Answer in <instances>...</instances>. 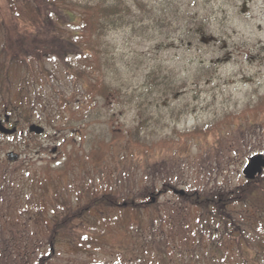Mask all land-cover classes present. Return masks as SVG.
I'll list each match as a JSON object with an SVG mask.
<instances>
[{
    "label": "rangeland",
    "instance_id": "obj_1",
    "mask_svg": "<svg viewBox=\"0 0 264 264\" xmlns=\"http://www.w3.org/2000/svg\"><path fill=\"white\" fill-rule=\"evenodd\" d=\"M141 1L161 14L168 0ZM170 1L174 4L166 6L167 10L172 12L176 9L177 13H173H190L203 17L211 29L207 35L217 38L203 42L201 37H197L196 41H191L190 38L181 36V31L160 36L157 30L154 31L155 37L149 39L144 35H136L130 28L110 33L117 65L133 84L141 86L147 68L157 62L185 77L187 83L180 90L176 101L165 103L162 106L164 108L161 107L159 116L165 126L154 141L155 151L145 154L137 146L130 150V146L124 141L121 143L123 148L119 143L113 146L105 162L97 164L91 160L97 157V153L90 152L89 143L77 147L84 159V163L78 165L77 172L85 173L86 177L78 180L65 172L63 181L60 179V182L64 185L65 196L73 203L68 209L69 213L79 214L81 218H73L66 231L59 234H64L67 238L58 243L57 256L51 264H89L92 260H113L115 255L111 248L101 243L91 244L81 237L83 234L101 232L106 233L109 238L123 236L127 222L132 218L128 210H117L113 205H110V209L105 206L102 210L100 206L106 203L98 207L93 204L90 214L81 213V209L89 204L85 202L84 196L79 195L82 193V186H90L92 190H96L100 187L109 189L112 185L115 192L121 190L120 196L128 192L139 196L146 188L150 189L147 193L150 195L153 192L152 182L156 183L153 189L155 194L165 182H171L172 187L183 189L186 193L196 188L211 192L232 190L246 180L241 171L247 159L259 152L264 153V0ZM36 2L42 5V0ZM129 2L135 12H143L136 0ZM9 8L8 0H0V18L3 21L1 37L8 55L23 56L21 50L26 53L29 51L34 60L37 53L32 49L35 46L43 48L44 52L60 51V44L52 40L55 37L52 26H45L42 31L29 29L20 32L19 26L23 27L24 22L15 18ZM46 9L47 7L43 8L44 11ZM50 13L54 20L58 17L55 11ZM145 22L149 23L148 20ZM150 25V31L154 30L153 25ZM70 27L74 28L73 25ZM224 45L232 58H226L227 52H221ZM50 59L61 63L55 53ZM201 63H213L215 68L196 80L193 73ZM48 65L55 68L53 62ZM80 65L81 68L86 66ZM46 69L48 70L47 67ZM48 71L53 73L50 74L51 81H37L36 86H31L30 90H37L42 94L43 107L37 105L27 110L25 103L18 102L17 82L22 79V73L18 74L16 67L12 66L9 70V77L13 82L10 94L2 93L0 83V119L4 120L6 113L11 112V106L20 109L18 113L11 112V121L7 124L10 128H16L17 132L0 135V170L5 169L11 174L8 179H26L28 172L32 177L39 174L35 179L40 178L48 165L60 167L64 162V147L67 144L71 141L80 142V136L74 135L70 129L59 130L62 124L59 98L50 96L55 93L56 97L65 95L77 109L80 106L77 100L87 101L86 89L93 75L82 74L73 78L64 73ZM29 81L31 85L32 77H29ZM117 104L114 101L112 108L117 107ZM169 106L176 108L174 115L170 113ZM81 117L79 115V119ZM116 119L125 123L129 130L137 126L138 111L134 105H118ZM33 123L43 126L44 132H31L29 126ZM9 151L20 154V158L8 161L6 156ZM30 158L36 164L28 168ZM155 162L157 165L154 170L151 166ZM115 167L122 174L118 182L115 180ZM130 194L127 197L131 198ZM183 196L185 194H176L172 190L151 195L149 198L150 201L154 198L153 205L143 207L139 212L135 211L134 216L148 232L154 224L160 226V229L165 230L169 241L175 243L176 250L185 253L190 252L194 246V224H197L201 210ZM89 197L93 198L92 191ZM51 204L41 182L27 187L22 198L13 199V213L0 215L2 237L15 236L18 241L23 242L22 246L25 245L24 240L28 239L33 249L41 241L48 242L53 220ZM59 210L63 211V208L60 207ZM80 240L88 242L90 248L75 244ZM225 248L228 255L235 256L233 264H239V253L231 243L227 242L223 249ZM18 250L22 251V248L18 249L17 245L15 254Z\"/></svg>",
    "mask_w": 264,
    "mask_h": 264
},
{
    "label": "trees",
    "instance_id": "obj_2",
    "mask_svg": "<svg viewBox=\"0 0 264 264\" xmlns=\"http://www.w3.org/2000/svg\"><path fill=\"white\" fill-rule=\"evenodd\" d=\"M136 1L142 13L135 12L129 0H42V5L36 0H8L11 13L24 22L23 27L19 26L20 32L29 29L42 31L45 26H52L55 33L52 40L60 44L58 47L60 51L44 52L43 48L35 46L32 49L37 53L34 60L29 51L26 53L21 50L23 56L8 55V49L2 42L3 21L0 18V83L3 94H10L13 87L12 78L9 77L12 66L17 68L18 74L22 73V79L17 82V100L25 103L27 110L37 105L44 106L42 94L37 90L33 92L30 90L31 86H36L37 81H51V73L48 70L64 73L73 78L89 73L93 76L86 89L87 101L77 100V104L80 103L77 109L69 103L65 95L56 97L55 93L50 96L59 98L62 123L59 130L70 129L74 135L80 136V142L71 141L64 147L65 160L60 167L48 165L45 166L40 178L35 179L39 174L32 177L28 172L26 179L19 180L8 179L11 178V174L5 169L0 170V215L12 214L13 199L22 198L26 188H30L36 182H41L44 187L46 196L52 203L53 213L49 241L46 243L41 241L36 245V249L31 247L28 239L24 240L25 245L22 246L23 242L18 241L15 236L3 238L0 232V264H51L56 258L58 243L67 238L64 234L62 237L59 234L63 230L66 231L73 218H81L79 214L69 213L68 209L73 203L65 196L64 185L61 184L65 172L78 180L86 177L85 173L77 172L78 165L84 163L77 147L89 143L90 152L97 153V157L91 160L97 164L105 162L113 146L119 143L123 148L121 143L124 141L130 146V150L133 146L139 147L145 154L156 150L154 141L165 126V122L159 116L161 107L178 99L187 79L164 67L163 63L157 62L149 65L141 86L133 84L117 65L113 53L114 44L109 35L121 28H130L136 35H144L149 39L155 37L154 31L157 30L160 36L172 31H181V36L196 41L197 37L208 36L211 29L199 15L176 14V9L172 12L167 10L166 6L174 4L170 3L172 2L170 0L166 1L167 4L163 6L161 14H157L141 0ZM44 7H47L48 12L43 10ZM50 11L57 13L58 17L55 20ZM147 20L149 23L145 22ZM150 24L153 25L152 31ZM4 29L6 31L5 26ZM221 52H227L226 58L233 57L227 46H223ZM53 53L61 59V63L50 59ZM49 62H53L55 68H50ZM80 63L85 64V68H81ZM214 68L213 63H201L193 73L194 78L198 80ZM29 77H32L31 85ZM114 101L118 104L112 108ZM125 104L134 105L139 116L137 126L129 130L126 129L125 123L122 124L116 119L118 105L124 107ZM168 108L174 115L176 108L171 106ZM19 110L15 106H11L10 109L12 113H18ZM79 115L82 116L81 119ZM35 164L33 158H30L28 168ZM156 165L157 162L151 168L155 170ZM115 173V180L118 182L122 176L119 168L115 167ZM15 182L19 184L15 185ZM172 185L171 182H165L158 193L175 189ZM152 186L153 192L150 195L147 194L150 189L146 188L139 196L129 192L120 196L121 190L115 192L112 185L109 189L100 187L96 190H92L90 186H82V193L79 195L84 196L85 202L89 204L81 209V213L90 214L93 204L98 207L106 203L100 206L102 210L105 206L110 209V205H113L117 210H128L132 216L127 222L123 236L115 235L109 238L103 232L82 235L81 238L91 244L101 243L108 246L115 255L111 261L92 260L89 264H233L235 256L228 255L226 248L223 249L227 242L238 251L239 264H264V174L254 181L245 180L232 190L211 192L196 188L186 193L183 197L201 211L197 224H194L196 230L194 246L190 252L185 253L176 250L177 246L169 241L165 230L160 229V226L154 224L148 232L134 216L135 211L139 212L143 207L153 205L149 197L158 193L155 194L153 190L155 182H152ZM91 191L93 198L89 197ZM128 194L131 198L127 197ZM60 207L63 211L59 210ZM75 244L82 248H90L86 241L80 240ZM17 245L22 251L18 250L15 254Z\"/></svg>",
    "mask_w": 264,
    "mask_h": 264
},
{
    "label": "water",
    "instance_id": "obj_3",
    "mask_svg": "<svg viewBox=\"0 0 264 264\" xmlns=\"http://www.w3.org/2000/svg\"><path fill=\"white\" fill-rule=\"evenodd\" d=\"M6 121H9V117H6ZM31 131L36 132L37 134H41L44 131V128L40 125L33 124L30 126ZM0 132L10 134L14 132V130L6 127L2 121H0ZM19 157L18 154L14 152L8 153V159L13 161ZM264 171V154L259 153L253 155L246 163L242 170V174L246 179L255 180L257 179ZM181 194H184V191H180Z\"/></svg>",
    "mask_w": 264,
    "mask_h": 264
}]
</instances>
